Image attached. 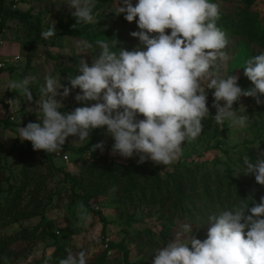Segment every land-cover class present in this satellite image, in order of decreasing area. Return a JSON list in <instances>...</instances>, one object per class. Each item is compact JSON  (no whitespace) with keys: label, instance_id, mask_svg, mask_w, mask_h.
Segmentation results:
<instances>
[{"label":"rangeland","instance_id":"1","mask_svg":"<svg viewBox=\"0 0 264 264\" xmlns=\"http://www.w3.org/2000/svg\"><path fill=\"white\" fill-rule=\"evenodd\" d=\"M215 2L220 9L217 26L227 35L225 52L230 57L218 72L238 76V85L249 89L253 82L243 67L248 58L264 52V0ZM64 3L0 0V118L4 119L0 120V264H59L69 250L85 251L87 264H153L155 251L178 234L205 239L211 227L206 223L209 215L237 204L255 206L264 196V185L242 172L245 155L255 160L264 153V104L254 97L242 96L233 105L238 114L249 117L248 126L230 128L227 121L215 123L214 90H209L210 113L202 121V134L186 142L182 156L168 166L151 160L138 163V155L113 154L114 139L106 126L93 129L89 140L70 135L66 147L56 153L34 150L31 141L15 137L20 126L39 122L42 113L36 100L46 75L70 86L69 77L77 75L80 60L91 66L98 54L96 41L110 43L118 37L121 49L127 50L139 45L131 36L139 31L136 21L117 15L122 0H95L96 24H76ZM54 26L58 33L43 39L41 32ZM82 42L97 52L81 53ZM26 77H35L30 83L32 101L10 88L13 81ZM79 92L77 88L64 96L59 89L55 97L63 105L59 110L84 106L75 99ZM100 142L103 150H93ZM88 144L97 157L91 151L72 150ZM86 197L91 207L85 204ZM219 200L225 204L220 206ZM81 204L91 217L86 225L77 216ZM184 205L192 212H184ZM186 224H191L192 232L185 234Z\"/></svg>","mask_w":264,"mask_h":264},{"label":"clouds","instance_id":"2","mask_svg":"<svg viewBox=\"0 0 264 264\" xmlns=\"http://www.w3.org/2000/svg\"><path fill=\"white\" fill-rule=\"evenodd\" d=\"M122 3L124 6L116 12L125 14L129 22L136 21L139 31L131 32V36L138 38L137 48L117 52L109 42L98 40V55L93 56L91 66L80 60L79 74L69 77L70 86L46 75L36 100L42 113L39 122L20 126L15 137L31 141L34 150L56 153L70 135L89 140L93 129L106 126L114 139L113 154L124 158L138 155V163L151 160L168 166L182 156L186 142L202 134V121L210 113L209 90H214L217 112L213 119L217 125L227 121L230 128L248 126L249 117L238 114L233 105L242 96L264 104V52L248 58L243 67L244 75L253 82L249 89L238 85V76L224 77L218 72L230 57L225 52L227 35L217 26L220 9L215 0ZM64 4L76 24L97 23L95 0H65ZM54 28L42 31V38L51 37ZM78 47L81 53H88L83 49L93 45L82 42ZM34 79L13 81L10 88L32 101L30 83ZM61 88L64 96L78 88L75 99L84 106L61 112L63 105L55 98ZM89 101L97 102L88 106ZM239 111L243 112V107ZM141 114L144 118L138 119ZM97 148L103 150V142L93 146V150ZM242 168L264 185V153L255 160L245 155ZM77 216L84 225L91 219L82 204ZM206 223L211 227L205 239L178 234L155 251L153 264H264V196L251 208L237 204L218 215H209ZM188 232H192L191 224L184 225V233ZM59 264H87L86 253L69 250Z\"/></svg>","mask_w":264,"mask_h":264},{"label":"trees","instance_id":"3","mask_svg":"<svg viewBox=\"0 0 264 264\" xmlns=\"http://www.w3.org/2000/svg\"><path fill=\"white\" fill-rule=\"evenodd\" d=\"M168 32H169V34H170V29H168L167 30ZM55 33H58V29H56V28H54V34ZM121 40H120V38H118V37H113L112 39H111V42L109 43V45L111 46V48H112V50L113 51H119L120 49H121ZM140 43V42H139ZM115 45H116V47H115ZM92 49V51H95V52H97V50H96V47H93V48H91ZM100 50H99V48H98V52H99ZM98 55V54H97ZM25 70V68H21V74H23V71ZM74 74H79V72H77V71H75L74 72ZM84 103V102H83ZM0 120H2V121H4V119H1L0 118ZM68 139V138H67ZM64 147H66L65 145L63 146V148ZM72 150L73 151H75L76 153H80V154H82V153H84L85 151H91V154L92 155H94L95 157H97V155L92 151V147H91V145L90 144H88V145H86V146H84V147H80V148H78V149H76V148H72ZM89 162H88V160H85V165L86 164H88ZM114 166H116L117 165V162H113L112 163ZM91 165L93 166V163H91ZM133 165H137L138 167H139V164H133ZM177 189V192L178 193H180L179 192V189L178 188H176ZM182 195V194H181ZM220 199V198H219ZM220 202H221V205L220 206H223L222 204H225L224 203V201H222V200H219ZM88 202H89V198L88 197H86L85 198V204L87 205V207H91L90 206V204H88ZM185 205L181 208L184 212H186L185 211V209L189 212V213H191L192 211H190L187 207H185ZM92 210H95V212L97 213V214H99V216L101 217V219H103L104 220V217H103V215H102V213L100 212V211H97L96 209H94L93 207H92Z\"/></svg>","mask_w":264,"mask_h":264},{"label":"built area","instance_id":"4","mask_svg":"<svg viewBox=\"0 0 264 264\" xmlns=\"http://www.w3.org/2000/svg\"><path fill=\"white\" fill-rule=\"evenodd\" d=\"M0 65H2V64H0Z\"/></svg>","mask_w":264,"mask_h":264}]
</instances>
